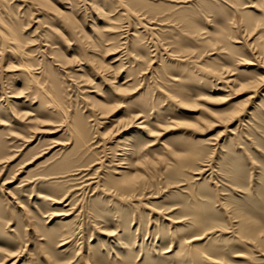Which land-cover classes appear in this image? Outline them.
Returning <instances> with one entry per match:
<instances>
[{"label":"rangeland","instance_id":"1","mask_svg":"<svg viewBox=\"0 0 264 264\" xmlns=\"http://www.w3.org/2000/svg\"><path fill=\"white\" fill-rule=\"evenodd\" d=\"M112 1L77 2L79 38L1 0L59 88L19 102L32 123L0 126V264H264V0ZM0 51L8 91L20 70ZM194 214L206 234L181 247Z\"/></svg>","mask_w":264,"mask_h":264},{"label":"bare ground","instance_id":"2","mask_svg":"<svg viewBox=\"0 0 264 264\" xmlns=\"http://www.w3.org/2000/svg\"><path fill=\"white\" fill-rule=\"evenodd\" d=\"M38 6L40 7H43V8H47V9H51V11L53 10L54 12L60 14V15H63L65 18L69 19V22H70V25L74 28V29H77V35L79 38H80V33L81 30L80 29V23L78 21H74L76 19H72L75 15L72 14V9H75V7L77 8V6H80L78 3L79 1H76V0H71L72 3H70V6H69V11L70 12H65V11H60L58 9V7L56 5H53L52 1L51 0H33ZM70 1V0H69ZM116 1V0H114ZM112 1V2H114ZM134 1V4L136 5L138 2L135 3L136 0H133ZM55 2V1H54ZM75 2L77 4H75ZM112 2H110V7H112ZM118 1H116V4H117ZM122 2V1H121ZM109 3V2H108ZM133 3V2H132ZM56 4V3H55ZM123 4V3H121ZM140 4V3H139ZM94 5V4H93ZM97 4L94 5V7L96 6ZM133 5V4H132ZM134 5V6H135ZM56 6V7H54ZM74 8H73V7ZM108 6V5H107ZM115 6V5H114ZM6 7V6H5ZM71 7V9H70ZM116 7V6H115ZM97 8V7H96ZM105 8V7H104ZM113 8V7H112ZM111 8V9H112ZM65 9V8H64ZM99 9V7H98ZM102 9V7H101ZM107 9V8H106ZM3 10V5L1 3V0H0V49H3L4 52H5V55H6V58L5 59H8V65L5 66L6 64H4L5 68L4 70H7V69H13L15 68L14 70H20L18 71L19 72V75H17L16 73V77L14 76V79H13V83L10 85L9 87V90L6 91L7 89L3 88V85L0 86V126H12V128H15L18 130L19 126L21 125H24L25 121L28 120L27 122H30V117L31 116L29 112L31 111H27L26 113L23 112L25 109L23 107V103L21 105H18L19 102L24 99L26 100L25 102L26 103H29V106H32L33 105V102H31V99H28V98H32V99H35V95H39V97H41L43 100H45L47 103L48 101L51 102L50 100V88L48 87L47 85V77H45V79L43 78H40L39 76H37L36 74L40 75L42 72H32L33 68H32V65H36L35 63L31 65V62H30V59H29V52H27V50L23 49V46L22 44H26V43H22L21 42V38L22 37L21 33H16L15 31H17L16 29L13 30V26H15L13 24V26L10 25V23H8L5 18H4V12ZM7 10V8H6ZM10 10V9H9ZM8 10V11H9ZM76 10V9H75ZM75 10H73L74 12H76ZM114 10V8L112 9ZM50 11V12H51ZM102 11V10H100ZM100 11H98L100 13ZM11 13V12H10ZM71 15H74L73 17ZM11 16V15H10ZM62 16V17H63ZM64 18V19H65ZM9 20V19H8ZM10 21V20H9ZM12 24V23H11ZM69 27V26H68ZM84 27V25H83ZM16 28V27H14ZM85 28V27H84ZM70 29V27H69ZM71 30V29H70ZM76 31V30H75ZM74 32V31H73ZM83 32V31H82ZM86 32V31H85ZM62 33V32H61ZM69 33V32H68ZM19 34V35H18ZM70 34V33H69ZM71 34H72V31H71ZM81 34H84V33H81ZM75 34H73V38H74ZM75 36V37H76ZM78 37H76L77 39H79ZM83 37L85 38V36L83 35ZM89 37V36H88ZM75 38V39H76ZM91 45V44H90ZM27 46V45H26ZM25 46V47H26ZM92 46V45H91ZM24 47V48H25ZM27 48V47H26ZM35 50V49H34ZM30 51V50H29ZM33 51V50H31ZM30 51V52H31ZM67 51V50H66ZM1 52V51H0ZM1 54V53H0ZM2 56H3V53H2ZM4 56L0 58V62L3 60ZM55 58V57H54ZM4 59V61H5ZM95 59H91V61H94ZM13 61L17 64H13ZM56 61V60H55ZM65 61V62H64ZM34 62V61H33ZM58 66H65L68 64V62L63 59V60H58ZM7 67V68H6ZM36 68V67H35ZM44 68V67H42ZM9 69V70H10ZM32 69V70H31ZM46 70V68H44ZM43 69V70H44ZM40 71V69H38ZM6 72V71H5ZM12 72V71H10ZM46 72V71H45ZM14 73V72H12ZM44 74V73H42ZM15 75V74H14ZM50 76V74H48ZM44 76V75H43ZM38 77L42 80H38ZM12 79V78H11ZM49 79V78H48ZM51 79V78H50ZM54 80V79H52ZM51 80V81H52ZM18 82V83H17ZM54 82V81H53ZM28 83V84H27ZM29 83H33L34 84V87H31L29 85ZM52 83V82H51ZM50 83V84H51ZM2 84V83H1ZM21 84V87H19ZM32 84V85H33ZM53 84V83H52ZM25 85H28L29 87L27 88H23ZM51 86V85H49ZM54 86V87H53ZM254 86V85H253ZM26 87V86H25ZM52 88H55L57 87V85L54 84L51 86ZM51 88V89H52ZM59 88V87H57ZM244 88V87H243ZM54 90V89H53ZM59 92L58 89L56 91L55 89V94ZM58 95V93H57ZM56 95V96H57ZM55 96V95H54ZM55 96V97H56ZM60 96V95H59ZM38 98V97H37ZM52 98V97H51ZM57 100H58V97H57ZM42 101V100H41ZM43 102V101H42ZM54 102V101H53ZM44 103V102H43ZM55 103V102H54ZM56 104V103H55ZM49 105V104H48ZM99 105V104H98ZM101 106V105H100ZM64 107V105H63ZM101 107H104V109H107L106 106H101ZM56 108V107H55ZM59 107L57 106V110H60L58 109ZM65 108V107H64ZM63 108V109H64ZM46 109V108H45ZM109 109V108H108ZM65 110V109H64ZM47 111V110H46ZM46 111L44 113V115H46ZM61 111V110H60ZM66 111V110H65ZM48 112V111H47ZM62 112V111H61ZM114 112V111H113ZM43 118H47L46 116H43ZM68 118V117H67ZM70 118V117H69ZM75 120V118H74ZM74 120L72 121H68L66 123L67 124V128L66 129H69L72 133L74 132L78 138V142L80 143V140L81 142H85L83 136L81 135V133H79L78 131V126H80V124L78 125L76 122H74ZM44 121H46L44 119ZM66 121V120H65ZM37 122V121H36ZM38 123H40L38 121ZM45 122H41V126H44ZM140 124H143V126L141 127V129H145L147 128L145 122L143 123H140ZM9 130H11L10 128H8ZM143 131V132H144ZM73 133V134H74ZM145 133L150 136V130H147L145 131ZM16 137V136H15ZM87 143V141H86ZM83 144V143H82ZM90 184V183H89ZM88 184V185H89ZM194 220L193 221V224L196 226L195 230L189 234H187L186 236H183L181 241H180V246L181 247H186L188 246L189 244H191L192 242H199L200 240H202L206 234V231L205 229H203L201 226H202V220H201V216H199V214H194ZM192 221V220H191ZM239 225H242L243 224L240 222ZM247 225V224H246ZM244 228V227H243ZM250 229V228H249ZM247 229V232L248 233V236L247 235H244L242 237H245V238H254L256 236L255 232L253 229ZM258 232V231H257ZM191 247V246H189ZM193 250V249H192ZM191 250V251H192ZM217 259H219L218 257H215L214 255H211L210 253H206V252H201V255H199V258L196 260V262L200 263V264H217Z\"/></svg>","mask_w":264,"mask_h":264}]
</instances>
